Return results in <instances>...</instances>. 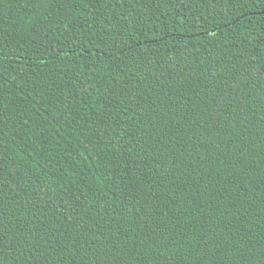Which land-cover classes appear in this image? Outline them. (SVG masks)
Returning <instances> with one entry per match:
<instances>
[{
	"label": "trees",
	"instance_id": "1",
	"mask_svg": "<svg viewBox=\"0 0 264 264\" xmlns=\"http://www.w3.org/2000/svg\"><path fill=\"white\" fill-rule=\"evenodd\" d=\"M0 264H264V0H0Z\"/></svg>",
	"mask_w": 264,
	"mask_h": 264
}]
</instances>
